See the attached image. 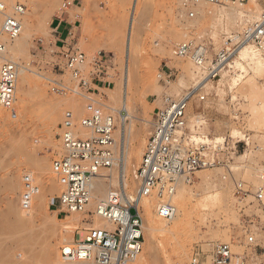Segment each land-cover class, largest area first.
Returning a JSON list of instances; mask_svg holds the SVG:
<instances>
[{
	"label": "rangeland",
	"instance_id": "1",
	"mask_svg": "<svg viewBox=\"0 0 264 264\" xmlns=\"http://www.w3.org/2000/svg\"><path fill=\"white\" fill-rule=\"evenodd\" d=\"M64 1L0 0L7 6L8 15L16 6L25 9V14L19 17L23 26L19 40L24 37L20 52L14 49L17 41H7L0 26V43L5 44L7 59L24 67L36 59L32 65L34 73L26 71L19 75L14 108L5 110L0 106V264H68L62 257L64 246L73 245L95 224L96 200L85 213L59 214L61 186L52 165L65 152L57 134L67 111H72L78 120L86 115V102L77 96L53 94L42 77L57 79L52 64L58 50L53 36L54 19L67 12L71 14L75 26L71 40L88 57L100 51L112 56L113 84L93 88L97 91L94 98L111 108L115 116L116 162L120 156L119 128L113 110L122 106L123 81L129 66L128 98L136 118L128 122L127 134L132 147L139 146L141 151L128 165L126 190L135 197V170L141 163L156 112L168 98L180 100L206 77L190 59L173 56L174 46L195 39L207 46L213 59L228 37L258 21L264 13V0H247L243 7L232 3L194 5L185 4L187 0H140L141 13L128 63L126 46L134 0H75V6L65 13L61 10ZM191 12L195 18L189 17ZM0 18L3 25L5 15L0 14ZM257 57L264 61V56ZM244 67L245 71L235 68V64L227 67L226 73L219 74L192 99L188 109L189 129L197 138H209L212 141L206 143L209 146L225 148L218 153L224 163L200 172L195 183L185 187L183 205L174 200L181 213L178 220L161 219L157 214L158 199L149 198L159 231L151 237L141 213L145 238L143 264H182L177 260L181 248L187 254L183 264H192L195 247L209 253L216 243L231 244L235 253L246 255L247 264H261L264 260V227L252 226L253 216L260 211L251 204L252 198L242 202L236 196L238 183L254 193L260 184V170L264 169V73L246 64ZM165 73L173 74L169 82L159 77ZM236 79L239 81L233 85ZM234 133L236 139L231 138ZM215 138H224L225 142L214 144ZM25 173H31L41 188L33 210L26 216L20 202ZM102 173L114 175L117 181L115 166ZM212 184L217 188L212 189ZM111 189H119L117 182ZM212 193L217 195V201L208 202V209L204 210L208 194ZM248 231L255 233L257 248L244 246ZM16 235L20 237L16 239ZM55 235L59 240L53 238Z\"/></svg>",
	"mask_w": 264,
	"mask_h": 264
},
{
	"label": "built area",
	"instance_id": "2",
	"mask_svg": "<svg viewBox=\"0 0 264 264\" xmlns=\"http://www.w3.org/2000/svg\"><path fill=\"white\" fill-rule=\"evenodd\" d=\"M247 0H187L194 5L207 3L222 5L232 3L243 7ZM74 1L65 0L61 10L65 13L72 8ZM7 6L0 2V14H5L2 34L15 41L23 31L19 17L25 9L14 7L8 15ZM195 18V13H189ZM59 19V18H58ZM54 35L58 33L53 32ZM70 34L65 40H57V53L53 61V75L57 79L42 76L55 95L77 96L86 102V115L78 120L72 111H67L59 126L57 138L65 156L53 161L52 171L61 186L59 214L75 215L88 211L93 198V181L102 171L114 166V134L117 129L115 116L111 108L94 98L95 87L113 84L110 72L113 70L112 56L100 51L94 57H88L77 48ZM251 43L264 56V13L260 19L228 37L216 57L210 59L209 49L204 43L188 39L176 44L173 56L190 59L205 76L214 79L219 68L227 62L235 51L244 44ZM5 44L0 43V106L12 110L16 104L17 84L24 66L2 59ZM36 59H32L27 68L34 72ZM91 66V69L88 67ZM67 76V79L65 77ZM172 73L160 74L159 77L169 82ZM197 93L190 91L180 100L168 98L162 109L154 117L152 131L148 139L141 163L135 170L137 191L134 199L129 200L127 190L114 189L97 204L95 218L110 224V227L93 226L84 236L68 249H63L62 257L68 264H134L144 250L143 218L139 203L149 197L158 199L157 214L166 221L174 220L178 207L172 198L181 185H193L197 175L224 163L218 156L225 148L209 146L193 139V130L189 129L188 109ZM205 97H201L204 101ZM126 112H123L125 115ZM90 133V137L87 134ZM264 151V148H262ZM259 182L254 193L243 183H238L236 196L245 202L252 198L260 213L253 216V225L264 227V169L260 170ZM41 192L35 177L25 173L22 179L20 197L21 211L29 215L35 200ZM255 233L248 231L244 246L257 248L259 244ZM192 264H247L246 255L235 253L229 243H216L209 253L195 247ZM261 264H264V260Z\"/></svg>",
	"mask_w": 264,
	"mask_h": 264
},
{
	"label": "bare ground",
	"instance_id": "3",
	"mask_svg": "<svg viewBox=\"0 0 264 264\" xmlns=\"http://www.w3.org/2000/svg\"><path fill=\"white\" fill-rule=\"evenodd\" d=\"M139 3H140V0H134L133 2V6H132V11H131V21H130V25H129V29H128V43H127V46H126V59L129 63V59H130V54H131V49H132V46H131V42L133 40V35H134V32L136 31V24L138 23V17L140 16V8H139ZM12 14V12H11ZM25 14V12H24ZM23 14V15H24ZM1 15H5V14H1ZM10 15V14H9ZM22 15V16H23ZM260 19V18H259ZM2 19L0 18V26H1V29H2ZM29 39V38H28ZM9 41V40H7ZM16 47L14 49H16L15 51L17 52H20V46H21V42L24 41V37H22L20 40L19 38L16 39ZM13 42V41H12ZM7 43V42H6ZM5 52V51H4ZM258 56H262L255 48V46L251 43H248V44H244L242 45L240 48H238L235 53L232 55V57L227 61L225 62L218 70V74H217V77L219 76V74L222 76L223 73H226V68L227 67H230L235 64V68H238L240 70H243L245 71V67H244V64H246L247 66L251 67L253 70L257 71L258 73H264V61L263 59L261 58H258ZM2 59L5 60V61H9V62H13V63H16L14 61H10L7 59V53H4L2 55ZM240 61H242L244 64L240 63ZM228 69V68H227ZM248 69V68H247ZM250 70V69H249ZM26 71H30L27 67H24L22 68L21 72L23 73H26ZM20 72V74H21ZM31 72V71H30ZM34 73V72H33ZM128 75H129V66L126 67V70H125V77H124V81H123V89H122V106L121 108L119 109H116V110H113L117 113V119H118V128H119V131H118V136H119V158H118V163L116 162V157H115V162H114V166L116 168H118V175H117V181L116 179L114 178V175H107V174H104V173H100L98 176L95 177L94 181H93V198L94 200H96L97 204H99L100 202H102V200H104L108 195L109 193L114 190V189H111L112 187H114L115 183L117 182L118 186H119V189L120 190H126L127 187L129 186L128 183H127V180H126V171H127V168H128V165L130 163V161L132 160V157H134L135 155H137L138 153H140L141 151V148H134L132 147V144H131V140H130V135L127 134V131L128 129H130V124L128 123L129 121H132L136 118L135 116V113H134V110H133V107L130 105L129 103V98H128V87L130 85V82H129V78H128ZM217 77H215L214 79H211L209 77H204L202 80H200L195 86L194 88L191 90L193 91V93H197L198 91L200 90H203L206 88V86L214 81ZM240 76H239V80H240ZM238 79L234 80L233 81V85H236V83L239 81ZM190 92V91H189ZM84 110V108H81ZM123 112H126L125 115H123ZM78 113V112H77ZM200 123V122H199ZM128 125H129V128H128ZM116 126H117V123H116ZM88 137H90V133L87 134ZM117 136V135H116ZM129 136V137H128ZM236 133H234L233 135H231V138L232 139H236ZM115 139V138H114ZM193 139L197 142L201 141L203 143H211L212 141L209 139V138H197V135L193 136ZM136 140H138L136 138ZM115 142H117L115 140ZM225 140L224 138H215V141H213L214 144H220V143H224ZM116 144V145H115ZM215 147V146H214ZM114 148L118 149V145L117 143H114ZM114 152H115V149H114ZM241 158H243V156H241ZM113 166V167H114ZM130 168V167H129ZM224 179H226L224 177ZM211 182V181H209ZM185 187H189V185H181L180 188L178 189V192L175 194V196L172 198V202L177 206L176 202L177 201L178 203L180 202L181 205H183V200L184 199V196H185V192H186V189ZM212 189H215L217 188V185L216 184H212L211 186ZM111 189V190H110ZM52 191L54 192V190L52 189ZM41 193V192H40ZM40 195V194H39ZM38 195V196H39ZM103 197V198H102ZM128 198L129 200H132L134 199V197L132 196H129L128 195ZM149 198H153V197H149ZM149 198H145L143 200L140 201L139 203V210H140V214L143 213L144 215V218H145V222H146V230L148 231L149 235L152 237V236H156V233L159 231V228L157 227L155 221H154V218H153V211H152V205H151V201L149 200ZM217 201V195L212 193V194H208V198H207V202H205L204 204V210H207L208 209V202H215ZM157 207H158V202H157ZM184 212H186L184 210ZM16 214V213H15ZM188 214V213H187ZM142 216V215H141ZM181 216V213L180 211L178 210V215L177 217L172 220V221H175V220H178ZM185 217V216H184ZM25 222V221H24ZM23 222V223H24ZM18 223V222H17ZM22 223V224H23ZM7 224V223H6ZM46 224V223H45ZM9 225V224H8ZM18 225V224H17ZM26 225V223H25ZM51 226V225H50ZM95 226L97 227H110V224L105 222V221H102L101 219L99 218H95ZM52 227V226H51ZM167 227V226H166ZM15 228V226H14ZM25 228V227H24ZM17 229V227H16ZM144 229V227H143ZM13 230V229H12ZM27 230V229H26ZM31 230V229H30ZM16 231V230H15ZM15 231H13L15 233ZM58 231V230H57ZM28 232V231H27ZM56 232V231H55ZM17 233V232H16ZM25 233V232H24ZM54 233V232H53ZM24 235V234H22ZM26 235V234H25ZM16 235V239H18L20 236ZM52 236V235H51ZM58 236V235H57ZM56 235L53 237L56 239L57 237ZM2 237V236H0ZM9 237V236H8ZM60 237V236H59ZM4 239V238H3ZM15 239V237H14ZM151 239V238H149ZM6 240V239H5ZM10 240V239H9ZM59 240V239H56V241ZM152 240V239H151ZM13 241V240H12ZM24 241V240H23ZM22 241V242H23ZM61 242V241H60ZM19 243V241L17 242ZM54 243V242H53ZM7 244V243H6ZM20 244V243H19ZM3 245V244H2ZM4 246V245H3ZM15 246V245H14ZM56 246V245H54ZM3 248V247H1ZM6 248V247H5ZM32 248V247H31ZM50 248V247H49ZM69 246H64L63 249H68ZM3 250V249H2ZM1 250V251H2ZM52 250V249H51ZM6 251V250H5ZM9 251V250H8ZM48 251V249H47ZM10 253V252H9ZM27 255H28V252H26ZM25 253L24 256H27ZM2 254V252H1ZM0 254V255H1ZM8 254V252H7ZM6 254V255H7ZM31 254V253H30ZM48 254V253H47ZM44 255V254H43ZM50 255V253H49ZM23 256V257H24ZM186 250L184 248H181V250H179V253L177 255L178 257V261L179 263L182 262L183 264V261H185L186 259ZM12 258V257H11ZM43 258V257H42ZM152 258V257H151ZM7 257L4 258V260L6 261ZM24 259V258H23ZM44 259L46 260V258L44 257ZM156 260V259H155ZM40 261V260H39ZM43 261V260H42ZM14 262V261H13ZM12 262V263H13ZM29 262V261H28ZM46 262V261H45ZM48 262V261H47ZM46 262V263H47ZM51 262V261H50ZM137 263H144V258L142 257V255L139 257V259L136 261ZM152 262V261H151ZM16 263V262H15ZM14 263V264H15ZM38 263V262H37ZM26 264V263H25ZM151 264V263H150Z\"/></svg>",
	"mask_w": 264,
	"mask_h": 264
},
{
	"label": "crops",
	"instance_id": "4",
	"mask_svg": "<svg viewBox=\"0 0 264 264\" xmlns=\"http://www.w3.org/2000/svg\"><path fill=\"white\" fill-rule=\"evenodd\" d=\"M73 10H75V8H73ZM58 18L59 19H54L53 21V32L56 31L58 34L53 36L57 40H65L70 34L74 33L75 26L72 21V16L67 12L64 15H59Z\"/></svg>",
	"mask_w": 264,
	"mask_h": 264
}]
</instances>
